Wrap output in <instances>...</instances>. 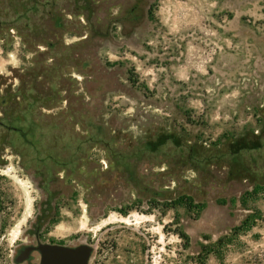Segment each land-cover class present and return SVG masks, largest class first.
Returning <instances> with one entry per match:
<instances>
[{
    "label": "rangeland",
    "instance_id": "rangeland-1",
    "mask_svg": "<svg viewBox=\"0 0 264 264\" xmlns=\"http://www.w3.org/2000/svg\"><path fill=\"white\" fill-rule=\"evenodd\" d=\"M0 101V264H264V0H0Z\"/></svg>",
    "mask_w": 264,
    "mask_h": 264
},
{
    "label": "flooded vegetation",
    "instance_id": "flooded-vegetation-1",
    "mask_svg": "<svg viewBox=\"0 0 264 264\" xmlns=\"http://www.w3.org/2000/svg\"><path fill=\"white\" fill-rule=\"evenodd\" d=\"M2 104V105H1ZM0 106H7L5 101H0ZM33 239L23 241L30 246H36L34 250L38 255V264H83L87 249L83 247L67 248L63 245L50 243L48 233L35 229ZM32 252V251H31ZM28 256V255H27Z\"/></svg>",
    "mask_w": 264,
    "mask_h": 264
},
{
    "label": "trees",
    "instance_id": "trees-1",
    "mask_svg": "<svg viewBox=\"0 0 264 264\" xmlns=\"http://www.w3.org/2000/svg\"><path fill=\"white\" fill-rule=\"evenodd\" d=\"M260 146L258 143H255V142H252V141H244V140H237L235 141L234 143H232L229 147V154L231 156H233V162L235 163H238V156L239 154L241 153H245V152H249V151H252V150H257L259 149ZM264 193V186H259V187H256L255 190L253 191V193L250 194V196H253V195H256L258 193ZM183 205H185V207L190 210V211H196L197 214L201 213L205 206L203 204H197V205H194L192 203L191 200H184L182 201ZM253 217H249L247 220H245L242 225L236 229L233 230V237H237L239 235V232L241 231H247L251 225L250 224V221H252ZM224 244V240H218L216 242V247L217 248H221V246ZM213 247L212 246H206L203 248V252H204V255H208V254H211L213 253ZM216 253V252H215ZM198 260V259H197Z\"/></svg>",
    "mask_w": 264,
    "mask_h": 264
},
{
    "label": "water",
    "instance_id": "water-1",
    "mask_svg": "<svg viewBox=\"0 0 264 264\" xmlns=\"http://www.w3.org/2000/svg\"><path fill=\"white\" fill-rule=\"evenodd\" d=\"M87 257H88V254L85 255V259H84V263L83 264L86 263Z\"/></svg>",
    "mask_w": 264,
    "mask_h": 264
}]
</instances>
